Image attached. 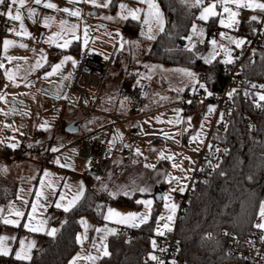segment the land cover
I'll return each instance as SVG.
<instances>
[{
    "label": "crops",
    "instance_id": "obj_1",
    "mask_svg": "<svg viewBox=\"0 0 264 264\" xmlns=\"http://www.w3.org/2000/svg\"><path fill=\"white\" fill-rule=\"evenodd\" d=\"M104 3L105 0H96V5H101L97 7L91 0H76L75 3H70L69 0H60L59 5L69 8L71 11L79 10L81 22L74 35L71 32H67V28L71 24L65 25L64 30H62L61 22L58 24L50 23L47 26L42 23H33L27 21L26 14L21 12L24 30L29 35H16V32H22L20 22L16 21V24L12 28H7V31L1 36L0 62L3 63V67L0 71L4 78L0 83V97H3V99H0V149H14L9 147V145L13 144L16 145V149H24L22 155L10 156L7 160L0 163V186L15 187L16 189L15 193L7 201H0V209H3L0 216L13 220L22 219L9 212V205H14L15 208L25 212L24 221L19 229L15 225H5L2 229V231H10L17 236L19 243L17 241L18 245L13 248L12 254L19 250L21 241L25 245L35 241V247L31 251L32 256L33 250L42 244L43 235L46 234V231L53 228L57 229L56 234L60 231L61 225L55 224L53 220L56 211L63 208H57L55 206L56 203L60 202L66 205L67 200L71 199V196L81 183L84 185L85 192L89 186L85 177L87 173L85 160L80 155L77 139L95 130L113 123L114 134L116 132L119 133L122 127L125 136L122 135L123 138L120 139L115 134L116 142H114V147L116 148V155L108 173L104 177L97 179L98 183L93 184L94 189L97 191H108L111 195L115 193L114 196L123 194V190L126 189L128 193L132 192L128 194L132 196L139 192L133 191V182H135L136 186L143 187L145 185L143 183L147 181V185L152 184L149 186H153L152 190L154 193H157L161 188L155 182L157 179H154L156 174L154 168L146 167V165H150L146 161L147 157L143 156L140 151L138 154L135 150V142L139 137L135 133L141 129V123L137 120H130L128 117L129 100L125 93L127 89L125 88L124 77L129 73L121 69L120 74L113 79L110 76L111 68H109L102 82V89L97 93L91 91L88 94L85 92L84 95L80 96V91L72 88L77 81L78 68L85 52H97L96 47L99 45L95 46L94 44L98 30L105 29L106 26L112 24V26L120 28L125 33L123 24L126 20L121 19L120 14H116V10L115 12L110 9L111 4L107 8L103 7ZM121 3L128 6L132 5L131 3L138 2L137 0H121ZM143 5L146 11L147 5ZM110 11L113 14H108L111 13ZM243 11L245 12L246 10ZM243 11L241 13L242 19H246L243 16ZM103 12L105 13L102 14ZM144 15L145 12L141 16ZM163 15L165 29L172 23V20L166 16L164 11ZM108 17H112V19H108ZM141 20H143V17H141ZM102 26H105V28ZM10 29H15V31H10ZM85 30L87 35H85ZM153 32L155 35L158 29L156 28ZM57 33L60 36L56 37L55 42H49V37ZM120 35V33L116 32V36L119 37ZM125 35L129 34H123L121 42L115 41L113 43V49H116L121 61L122 58L127 56L128 49H126V46H130L129 43H126L128 40L123 41L128 37ZM209 38L208 36L207 40ZM5 39L14 42L6 51L3 47ZM65 40H70L71 42L67 47H62L61 45L64 44ZM85 40H87V45L84 43ZM74 42H78V46L73 51L68 50L67 48ZM20 45L25 46L21 47ZM55 47L61 49L56 55L53 49ZM120 47L122 49H119ZM9 57H15L16 59L10 60L8 59ZM65 57L74 59L76 66H73L72 60L64 61ZM62 61L64 62L61 68L55 74L46 76V73L52 71V66L61 64ZM37 63L42 66L36 67ZM148 66L146 68L154 69L151 68V63ZM9 71L15 74L14 80L6 78L5 72ZM145 78H149L152 81L148 94L150 98H153L157 81L154 82V79L150 77ZM188 86L182 90V94L185 96L192 91ZM80 101L83 104H80ZM200 107L189 110L191 108L188 105L185 112H197L201 109ZM153 108L152 103H148L144 111L147 113ZM119 119L122 120V123ZM70 124H73L77 130L74 132L68 131L66 127ZM116 127L117 130L115 132ZM186 137L187 134H184L183 139L186 140ZM137 147L140 150V142L137 143ZM53 148L58 149V151H52ZM129 148H134V150L132 152L126 151ZM35 151H41L42 154H36ZM48 151L53 153V160L51 163L46 164L44 156ZM56 160H59V163H56ZM45 171L50 173V175L45 177ZM9 181H12L10 186L6 184ZM24 182L27 183L30 189L23 190ZM50 184L51 187H49ZM66 184L71 187V192L64 187ZM114 189L116 190L115 192H113ZM37 192H43V196L39 200H37ZM61 194L66 196L65 201H59ZM20 197L28 201V204L25 205ZM33 203L41 205L37 207L36 213L33 214V225L36 226L40 221H46V224L43 225L44 230L41 232H31L22 226L28 222L27 216L31 213V205ZM83 221L88 226L86 233L88 238L80 242L78 250L82 246V250L84 249V251L93 252V254L96 253L98 256L103 257L102 252H98L93 248V242L100 245L105 240L102 241L101 237L106 236L107 239L112 234L98 233L95 229L107 227L113 230L114 234L121 227L105 221L96 223L89 216L84 217ZM0 222L3 223L2 219H0ZM84 235L85 226L83 224L78 236L83 237Z\"/></svg>",
    "mask_w": 264,
    "mask_h": 264
},
{
    "label": "trees",
    "instance_id": "obj_2",
    "mask_svg": "<svg viewBox=\"0 0 264 264\" xmlns=\"http://www.w3.org/2000/svg\"><path fill=\"white\" fill-rule=\"evenodd\" d=\"M121 0H112L110 9L116 10ZM164 13L172 20L164 32H157L146 54L145 65L160 62L184 68L198 70L205 78L209 90L220 91L227 79V69L231 63L216 58L211 64H205L197 49L186 50L187 37L191 26L198 20L197 7L185 0H158ZM3 5H0V12ZM4 15H0V39L5 33ZM258 19H242L236 31L247 39L253 38ZM208 36L218 33L221 27L216 18L206 22ZM142 29L140 21L129 18L123 24L125 33L136 35ZM78 42L69 48L75 50ZM54 54L60 48H53ZM113 65H121V57L116 54ZM143 66V65H142ZM243 70L247 76L264 81V43H254L243 61ZM137 72L132 71L124 77L128 90L136 81ZM4 78L0 71V83ZM201 101L188 103L194 110ZM233 114L224 129L215 130L214 141L226 143L229 154L220 167L212 173L202 171L190 189L185 193L183 208L176 224L177 238L181 244V259L185 264H258L243 261L239 256L228 252V240L220 234L223 227L240 234L251 232L260 205L264 201V107L245 103L237 98ZM246 115L256 120L252 129L244 123ZM11 150V149H8ZM22 155V154H21ZM88 188L84 197L70 211H56L53 222L61 229L55 237L43 235V242L33 250L30 261H18L14 254L0 255V264H66L77 252L80 242L77 236L82 229L84 217L90 216L96 223L104 221L109 202L120 205L137 204V195L120 194L112 196L108 191L97 192L93 181L97 177L85 174ZM12 185V181L6 182ZM15 187L0 186V201H7L15 193ZM160 209H154V215ZM154 223L148 222L131 228V234L118 231L108 240L109 253L100 259V264H147L145 254L154 248ZM5 224L0 222V233ZM212 234L209 236L208 233Z\"/></svg>",
    "mask_w": 264,
    "mask_h": 264
},
{
    "label": "rangeland",
    "instance_id": "obj_3",
    "mask_svg": "<svg viewBox=\"0 0 264 264\" xmlns=\"http://www.w3.org/2000/svg\"><path fill=\"white\" fill-rule=\"evenodd\" d=\"M192 5L195 4V0H187ZM53 3L57 7L56 8H46L43 6L44 3ZM156 4H158L160 11L163 14V10L161 8V5L159 4L158 0H154ZM257 2L264 3V0H257ZM60 0H42V3L40 5H36L34 3V0H25V7L21 9V12L25 13L27 16V21L30 22H37L42 24H50V23H60L62 21H67V24H76L77 26L81 22V16H71L68 13L62 11V9L67 8L65 6L59 5ZM210 3H217V0H208L206 2H203V4L207 5ZM120 4V3H119ZM133 5H128L129 9L135 10L137 8L144 9L143 4L138 3H131ZM18 6V5H17ZM232 9V11H236L238 13L237 17L235 18L238 23L235 24L232 28H226L222 26L219 21L221 18H224L227 22V14L223 13V15H217L214 17H210L208 20H200L199 15L200 12L203 10L202 6H196L198 8L197 10V18L193 25L196 26L197 29H203L204 34L203 37L199 35L197 32L196 34H193L191 26L190 32L188 36H192L191 43L196 45V48L200 54L204 57L208 56L210 52L212 51V45L210 43L211 39H215L218 44H223L224 46L228 47L230 49L231 54V48L235 44H230L229 41L224 38L222 39L220 34L224 33L225 36H231L234 39H243L240 33L236 31L239 23L242 19V11H252L255 12V16L257 18H261V11L260 10H252L247 8H237L235 5L229 4L227 5ZM29 7H32L35 9V15L29 19L27 14V9ZM2 10V8H1ZM6 11V10H5ZM2 10V12H5ZM115 11V10H114ZM117 11V12H116ZM116 14L121 13V9L117 7ZM217 13H222L223 10L219 6L216 8ZM108 14H113L112 11ZM120 12V13H118ZM103 12L102 14H104ZM143 12L140 13V16ZM124 14H127V11L125 10ZM51 18V20H46V18ZM144 19V16H141ZM164 17V15H163ZM7 20H10L5 16ZM216 18L218 25L221 27V29L218 31V33L211 34L210 38L207 40L208 37V29L206 22L210 21L211 19ZM142 22V20H140ZM16 24L15 20H10V22L6 25L7 28H12ZM142 24V23H141ZM103 27V26H102ZM165 27V25H164ZM105 28V26L103 27ZM108 28V29H106ZM105 29L98 30L97 37L95 39V46H97V52L100 53L103 57L109 58L110 54L113 51V43L121 42L123 33L120 28L112 26H106ZM142 29L146 32L147 26L142 24ZM141 29V30H142ZM156 30V27L153 26V31ZM111 32V34H109ZM116 32L120 33L121 35L118 37L116 36ZM141 31L139 34L136 35H125L127 38L123 41H127L126 43H129L130 46H126L127 53L126 57L122 58L121 65H113L111 66V73L110 76L114 79L116 75L120 74V70L124 69L126 73H130L132 71L137 72L135 77H150L154 79L155 83V93L153 95V98L149 97L148 94V101L143 105V114L141 117L134 118L130 120H137L141 123V129H139L135 135L139 136L135 142V150L137 151V143H141L140 152L143 156L147 157L146 161L150 165H154L155 170V176L154 179H157V181H154L160 185V187H163L162 189V198H157L156 194L152 190L153 186H149L152 184L147 185L145 181L143 184H145L143 187H147L150 190L146 193H138L137 200H152L153 203L151 205L150 215L147 220V222L154 217L155 223H154V236H153V243L156 242L158 236H164L167 232L173 230L176 227L179 212L182 206V201L185 196V193L190 187V184L193 180L196 168L199 163L200 158V152L203 148L204 142L206 143V140L212 130V126L214 124L215 119V113H216V104L213 101H204L201 104V109L197 112L190 111L185 112V109L188 106L187 102H184L185 95L182 94V90L188 86L190 90L195 89V81H192L188 76L184 75L182 72L178 71L179 69H188L189 71L196 74V79L199 81V76L202 75L198 70L190 69V68H184L176 65H170L160 62H152V67L154 69H148L146 68L148 65H145L146 60V54L149 51L151 47L152 40H149L146 38V36H142ZM154 33V32H153ZM215 36V38H213ZM121 37V38H120ZM203 40V42H201ZM124 43V42H122ZM187 43L189 45V40L187 39ZM119 49H122L120 47ZM218 55L216 58H220L222 61L226 59L225 54L222 50L219 48L217 49ZM232 57V55H231ZM233 59V57H232ZM0 64L3 65L2 62ZM143 65V66H142ZM150 67V66H148ZM2 67H0L1 69ZM199 74V75H198ZM157 87V88H156ZM102 89V84L99 85L98 88H92L89 87L86 93L90 94L91 91L97 93L99 90ZM80 91V96L84 95L85 92L82 91V89H78ZM128 97V96H127ZM129 100V97H128ZM148 103H152V106L154 108L147 113L144 111L145 106L148 105ZM205 105V106H204ZM212 107L214 110L212 112H209V107ZM190 118V119H189ZM126 124V123H125ZM127 125V124H126ZM117 130V127L115 128V132ZM214 129L212 133V138L215 136L216 132ZM199 135V138L197 141L193 142L192 137ZM120 138V135H124V129L121 127L119 133H115ZM115 134L113 135V143L112 146L114 147V142H116ZM187 134L186 140L183 139V135ZM123 138V137H122ZM121 139V138H120ZM16 148H14L15 150ZM24 149L18 154H23ZM36 154H42L41 151H35ZM14 155V156H18ZM161 155L164 157H172V159H161ZM49 164V163H46ZM114 164V163H113ZM173 165H177L176 167H173ZM47 166V165H46ZM110 176V175H109ZM101 178V177H100ZM99 178V179H100ZM26 179V177H25ZM159 180V181H158ZM99 181L96 179L93 181V184L98 183ZM23 184V183H22ZM25 185H23V190H28L30 187L27 185V183L24 182ZM147 185V186H146ZM180 187L184 188V191L181 192L179 190L172 191V189H179ZM94 188V187H93ZM32 191V190H31ZM95 191H97L95 189ZM116 190L114 189L113 192ZM101 192V191H97ZM132 192H129L131 194ZM135 194V193H134ZM171 196V200H165L163 197L165 196ZM165 204L169 205V208L165 207ZM172 204L176 205V209L174 214L170 211V206ZM159 206L160 209L158 212L154 215V209ZM112 208L122 214L127 213H142V214H148L147 210L145 209V206L143 204H135V205H120L115 202H109L106 207L105 215L107 214V209ZM172 215L173 219L171 221H168L166 218ZM165 217V219H160V217ZM89 218H92L89 216ZM119 219L118 217H113L112 220H105L106 223H111L114 226H120L121 228H135L130 226L129 224H123V223H116V220ZM24 217L20 220V225L23 223ZM167 223L169 225V229H165L163 226ZM112 225V226H113ZM142 224H139V226ZM113 226V227H114ZM21 226H16L17 229H19ZM157 229L160 230V232L163 233V235L157 234ZM0 237H8L4 243L11 249V253L13 251V248L17 247V236L10 232L3 230L0 234ZM109 240V237L107 238ZM105 239L104 242L107 245V250L109 252L108 247V240ZM103 242V243H104ZM19 243V241H18ZM82 248V246H81ZM77 250L75 256L71 258V260L66 263L70 264V262L73 260L74 257H76L78 254L80 256H87L91 254L92 256H98V254L93 252L84 251V249ZM100 257V256H99ZM100 257L99 259L95 260L94 262H90L84 259H79L76 261V264H100Z\"/></svg>",
    "mask_w": 264,
    "mask_h": 264
},
{
    "label": "built area",
    "instance_id": "obj_4",
    "mask_svg": "<svg viewBox=\"0 0 264 264\" xmlns=\"http://www.w3.org/2000/svg\"><path fill=\"white\" fill-rule=\"evenodd\" d=\"M206 1L208 0H203V2ZM6 8L7 3L2 6V10L5 11ZM254 15L255 12L243 11V16L246 19H250ZM9 22L10 20H7L4 15L3 28L5 32L7 31L6 25ZM242 38L246 41L244 45L241 47L233 45L231 48L233 62L227 69V79L222 90L213 91L207 88L208 91L213 93L211 96H208L204 89L199 88V84H205L204 76L200 75L199 84L196 83L195 89L186 94L184 98V102L187 103L189 101H213L217 107L212 130L199 153V163L190 187L202 171L208 173L214 172L229 154L228 144L212 140V133L214 129L221 130L227 127L230 116L234 111L233 108L236 99L240 98L245 103H251L253 105L259 103L264 106V101L259 100V95L264 94V88L259 86L264 85V81L247 76L243 70V61L248 52L252 50L254 43H264V12H261V18L258 19L253 38ZM116 54L115 48L109 58L103 57L100 53L86 51L78 68L77 81L73 84L72 88H80L83 92L87 91L89 87L98 88L104 81L109 68L113 65ZM151 85L152 81L149 78H138L133 86L125 92L129 97V118L134 119L142 116L143 105L148 101V92ZM253 85L257 87H253ZM233 89H235V92L229 97L228 93L232 92ZM80 104H83V102L80 101ZM119 121L122 123L121 119ZM244 123L247 129H252L256 125V120L250 115H246ZM113 135L114 129L113 123H111L104 128L95 130L77 139L79 152L85 160L88 174L102 178L108 173L116 155V148L112 146ZM22 149H0V163L7 160L10 156L18 155ZM133 150L134 148L126 149V151L131 152ZM52 160L53 153L51 151L46 152L44 162L51 163ZM183 202L180 212L183 208ZM261 222V217L258 213L253 222L252 230L247 235L237 234L226 227L221 228L220 234L228 240V252L239 256L243 261L264 264V230L256 227V224ZM118 232L131 234V228H120ZM211 234V232L208 233L209 236ZM181 249L182 247L177 238L175 227L164 236L157 237L154 248L145 254L144 260L147 264H157V261L150 259V256L155 255L160 261H163V264H173V262L175 264H185L180 256Z\"/></svg>",
    "mask_w": 264,
    "mask_h": 264
},
{
    "label": "snow or ice",
    "instance_id": "obj_5",
    "mask_svg": "<svg viewBox=\"0 0 264 264\" xmlns=\"http://www.w3.org/2000/svg\"><path fill=\"white\" fill-rule=\"evenodd\" d=\"M70 3H75L76 0H69ZM91 2L99 7L101 5H96V0H91ZM138 3L141 4H146L147 5V10L145 11L144 9L141 8H137L135 10L129 9L127 5L121 3L119 5V8L121 9V19L123 20H128L129 17H131L132 20H136V21H140L141 20V16L140 13L141 12H145L144 15V19L142 20V24L147 26V31L145 32L143 29L141 30V35L142 36H146L147 39L149 40H155L156 39V35L153 34V26H155L159 32H164V25H165V21H164V17L162 12L159 9L158 4H156L154 2V0H137ZM182 3L185 2V0H181ZM7 3V8L5 12H0V15H5L7 16L8 19L10 20H15V21H19L20 22V28L22 30V32H16V35H29V33L24 30V23H23V16L21 14V9L25 7V0H0V5H4ZM34 3L36 5H40L42 3V0H34ZM112 3V0H105V3L102 5L103 7L107 8L109 7V5ZM219 6L222 8L223 12L222 13H217L216 8L217 6ZM232 4L235 5L237 8H247V9H252V10H260L261 12H264V3H260L257 2V0H217V3H210V4H203V0H195V4L191 5L193 7L196 6H202V11L200 12L199 15V19L200 20H208L210 17H214L217 15H223V13L227 14V22L224 18H221L219 23L226 27V28H232L235 24L238 23V21L235 19L238 15V13L236 11H232V9L230 7H228L227 5ZM18 5V6H17ZM44 7L46 8H56L57 6L53 3H44L43 4ZM125 10L127 11V14L125 15L124 12ZM62 11L68 13L71 16H79V10L76 11H71L69 8H64L62 9ZM27 14H28V18L31 19L34 15H35V9L32 7H29L27 9ZM108 19H112V17H108ZM251 19L253 21H256L258 18L257 16H252ZM46 20H51V18H46ZM67 25V21H62L61 22V28L62 30H64V26ZM47 26V24H46ZM77 25L76 24H72L70 26H68L67 28V32H71L73 33V35L75 34V31L77 29ZM10 31H15V29H10ZM192 32L193 34H196L197 32L199 33V35L201 37H203L204 34V30L201 29H197L195 25H193L192 28ZM85 35H87V31L85 30ZM60 36L59 33L54 34L52 37H49V42H55L56 37ZM221 38L224 39L226 38L230 44H235L236 47H241L242 45H244L246 43V41L244 39H234L231 36H225L224 33L220 34ZM61 38H63L61 36ZM187 39L189 40V45L186 47V50L189 52H193L194 49L196 48V45L191 43L192 41V36H188ZM70 40H65L64 44L61 45L62 47H67L68 44L70 43ZM201 42H203V40H201ZM14 42L12 40H8L5 39L3 41V47L5 49V51L8 49V47L10 45H12ZM85 45H87V40L84 41ZM211 45H212V51L210 52V54L206 57L202 56L200 57V59H203L205 64H211L215 59L216 56L218 55L217 49L219 48L220 50H222L225 54L226 59L224 60V63H232L233 59L231 57L230 54V49L226 46H224L223 44H218L217 41L215 39H211L210 41ZM21 47H24L25 45H20ZM8 59L12 60V59H16L15 57H9ZM67 60H72L73 66H76V61L74 59H72L71 57H65L64 61ZM61 62V64H56L54 66H52V71L46 73V76H51L53 74H55L62 66L63 62ZM42 65H40L39 63H37L36 67H41ZM0 67H3L2 64H0ZM178 71L182 72L184 75L188 76L192 81H195L197 84H199L198 80L196 79V74L189 71L188 69H179ZM5 76L7 79L9 80H14L15 79V74L12 72H5ZM253 87H257L256 85H253ZM261 88H264V85L259 86ZM199 88L204 89L207 92L208 96H211L213 93L211 91H208L207 86L205 84H199ZM233 92H235V89H233L232 92H229L228 95L229 97H231L233 95ZM0 99H3V97H0ZM259 100L260 101H264V94H260L259 95ZM189 103H191V101H189ZM257 107H264L262 105H260L259 103H257ZM214 109L210 106L208 111L212 112ZM190 119V118H189ZM199 133L196 136L192 137V141L195 142L198 140L199 138ZM120 138H122V134L120 135ZM115 139V137H114ZM9 147H13L15 148L16 145H9ZM127 147V146H126ZM52 151H58V149L53 148ZM137 153L139 154V150L137 149ZM161 159H172V157H164L163 155H161L160 157ZM56 163H59V160L55 161ZM64 166V165H62ZM177 165H173V167H176ZM146 167H155L154 165H146ZM45 177L49 176L50 173H48L47 171H45L44 173ZM97 179H99V177H97ZM43 184V182H41ZM49 187H51V184L49 185ZM65 188H68L69 191L71 192L72 189L69 185H65ZM150 189L147 187H139L135 185V182H133V191H139L140 193H146L148 192ZM184 191L183 187H180L179 189H172V191ZM84 192H85V188L83 183H81L78 188L76 189V191L74 192V194L71 196V199L67 200L66 205L65 204H61L60 202L56 203V207L57 208H63V211L68 212L70 211L72 208H74L79 201L84 197ZM123 194L124 195H128V191L125 189L123 190ZM113 196L115 195V193L112 194ZM37 196V200H39L42 196H43V192H37L36 193ZM20 199L22 200V202L27 205L28 201L23 200L22 197H20ZM163 199L165 200H171V196H165L163 197ZM66 200V196L61 194L59 197V201H65ZM137 204H143L145 206V209L147 210L148 214H142V213H127V214H122L112 208H108L107 209V214L104 216L105 220H112L113 217H118L119 219L116 220V223H123V224H129L132 227H138L139 224H143L146 223L149 215H150V210H151V205L153 203L152 200H137L136 201ZM41 206L38 205V203H33L31 205V213L28 214L27 216V223L23 224L22 226L27 228L29 231L31 232H41L43 231V225L46 224V221H40L38 225L34 226L32 223L33 220V214L36 213L37 211V207ZM166 208H169L168 204H165ZM9 212L10 213H14V215L17 218H23L25 217V212L15 208L14 205H9ZM176 209V205L172 204L170 206V211L174 214ZM3 212V209H0V213ZM259 215L261 217V223L256 224V227L258 229L264 230V203H262L260 205V212ZM0 219H2L3 223L5 225H15V226H21L20 225V219H8V218H4L3 216H0ZM160 219H165V217H160ZM168 221H171L173 219L172 215H169L166 218ZM81 223L84 224L85 226V235L83 237L81 236H77V241L78 242H83V240H86L87 237V224L84 221H81ZM165 229H169V225L167 223L164 224L163 226ZM96 232L98 233H105V234H113V230L108 229L107 227H103V228H97L95 229ZM57 232V229L53 228L51 230L46 231V234L48 236H52L55 237ZM157 234L159 235H163L162 232H160L159 229H157ZM8 239V237H0V255L2 256H9L11 253V249L4 243V241H6ZM104 239H106V236L101 237V240L103 241ZM93 248H95L98 252H102L103 256H108L110 255V253L107 250V245L105 243H101L100 245H97L95 242H93ZM35 247V241H32L30 243H28L27 245H25V243L23 241H21L20 244V248L19 250H17L14 253L15 259L18 261H30L32 259L31 256V251L32 249ZM99 256H92L91 254L87 255V256H80L79 254L73 258V260L70 262V264H76V261L79 259H84L90 262H94L95 260L99 259ZM150 259L153 261H157V264H163V261H160L155 255L150 256ZM173 264H175V262H173Z\"/></svg>",
    "mask_w": 264,
    "mask_h": 264
},
{
    "label": "water",
    "instance_id": "obj_6",
    "mask_svg": "<svg viewBox=\"0 0 264 264\" xmlns=\"http://www.w3.org/2000/svg\"><path fill=\"white\" fill-rule=\"evenodd\" d=\"M66 129L70 132H74L77 130V128L73 125V124H70V125H67ZM162 189L163 187H161L158 191H157V198H162Z\"/></svg>",
    "mask_w": 264,
    "mask_h": 264
}]
</instances>
